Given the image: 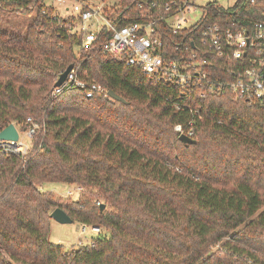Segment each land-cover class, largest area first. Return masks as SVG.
<instances>
[{
	"label": "trees",
	"instance_id": "1",
	"mask_svg": "<svg viewBox=\"0 0 264 264\" xmlns=\"http://www.w3.org/2000/svg\"><path fill=\"white\" fill-rule=\"evenodd\" d=\"M165 1L114 0L107 13L124 24L138 2ZM263 4L208 2L204 20L251 31ZM162 28L170 51L199 34ZM101 38L82 45L44 0H0V129L39 124L25 155L0 150V264H264V102L202 81L181 95ZM68 64L123 101L77 86L54 93ZM245 65L217 58L208 73L231 80ZM188 129L191 143L178 138ZM43 181L96 190L104 206L82 195L56 203ZM57 206L109 234L63 251L47 239Z\"/></svg>",
	"mask_w": 264,
	"mask_h": 264
},
{
	"label": "built area",
	"instance_id": "2",
	"mask_svg": "<svg viewBox=\"0 0 264 264\" xmlns=\"http://www.w3.org/2000/svg\"><path fill=\"white\" fill-rule=\"evenodd\" d=\"M55 1L63 3L66 0ZM70 1L71 7L65 6L69 14L60 15L56 9L54 14L66 19L68 31L80 36L82 45L102 36L100 44L105 51L139 67L150 77L175 83L180 87L181 95L189 91L191 84L202 81L210 91L228 87L235 95H242L259 103L264 102V4L260 18L253 20V29L248 31L245 26L233 29L229 26L223 27L215 21H205L204 16L208 11L206 3L213 2L222 6L215 0H167L159 9L156 8L155 2H138L141 9L137 19L124 24L120 23L116 16L109 17L107 11L110 6L105 0ZM237 2L239 3V0H235L230 6L222 7H233ZM245 2L254 5L256 0ZM197 9L200 13L192 19L191 16ZM162 27L171 33H177L183 28H199V34L172 41L170 51L167 49V36ZM217 58L237 63L246 61L247 65L241 70H232L231 72L237 75L231 80L213 78L208 73V67H212ZM71 86L85 87L86 96L97 94L110 97L108 89L99 82L87 83L80 79L77 69L73 66L65 79L54 86L53 92ZM176 106L178 107L177 104ZM25 122L27 126L22 130L15 125L17 140L0 139L1 151L19 153L22 156L26 154L39 124L31 116H27ZM192 132V129H188L186 133L181 131L180 134L190 137ZM20 133L26 136V141L20 138ZM66 191L71 193L72 189L68 187ZM94 203L101 204L99 200Z\"/></svg>",
	"mask_w": 264,
	"mask_h": 264
},
{
	"label": "rangeland",
	"instance_id": "3",
	"mask_svg": "<svg viewBox=\"0 0 264 264\" xmlns=\"http://www.w3.org/2000/svg\"><path fill=\"white\" fill-rule=\"evenodd\" d=\"M108 5L111 6L114 0H105ZM222 6H230L234 3L235 0H215ZM46 4H51L53 9H56L60 15L69 14V10H65V6L71 7L72 1L66 0L63 3H59L55 0H44ZM203 2V1H202ZM200 13L199 9H197L194 15L191 16L192 19H195ZM12 24H17L26 21L24 17L16 16L12 19ZM191 21V19H190ZM19 24V25H20ZM20 138L23 141H26V136L23 133H20ZM41 191H47L50 193L51 197L56 201V203H65L68 200H76L80 195H82V199L88 201L90 203L95 200H99L102 202L101 197H99L96 190H86L85 188H77L74 184H65L62 182L56 181H43L38 186ZM71 188L72 192L69 193L66 191L67 188ZM90 224H84L78 221L77 219H73L72 222L69 223H60L55 219H49V231L47 235L48 241L60 244L63 251H70L78 247L81 244L90 243L96 236L98 235H108L109 231L104 229L103 227H96L95 229Z\"/></svg>",
	"mask_w": 264,
	"mask_h": 264
},
{
	"label": "water",
	"instance_id": "4",
	"mask_svg": "<svg viewBox=\"0 0 264 264\" xmlns=\"http://www.w3.org/2000/svg\"><path fill=\"white\" fill-rule=\"evenodd\" d=\"M72 68V64H68L65 69L58 75L56 81L54 82V86L59 85L66 77V74L69 72V70ZM108 95L112 99H116L119 101H123V98L120 97L118 94H116L113 90L108 89L107 90ZM18 138V132L16 129V126L14 123H9L2 129H0V139H7V140H17ZM181 141L186 143L193 142V139L186 134H180L178 137ZM104 206V203L100 204V207L102 208ZM49 216L56 221L60 223H69L72 222V218L60 207H54L51 212L49 213ZM96 228V227H95Z\"/></svg>",
	"mask_w": 264,
	"mask_h": 264
}]
</instances>
